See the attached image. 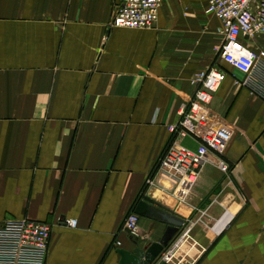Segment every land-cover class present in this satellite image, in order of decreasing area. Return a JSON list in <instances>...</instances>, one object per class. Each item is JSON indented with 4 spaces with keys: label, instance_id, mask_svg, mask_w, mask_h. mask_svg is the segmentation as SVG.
<instances>
[{
    "label": "crops",
    "instance_id": "0c3cea01",
    "mask_svg": "<svg viewBox=\"0 0 264 264\" xmlns=\"http://www.w3.org/2000/svg\"><path fill=\"white\" fill-rule=\"evenodd\" d=\"M206 1H166L152 27L109 28L115 0H0V224H50L44 264H122L138 200L191 224L174 264H264V98L239 71L220 62L209 121L177 140L204 158L183 200L166 173L180 172L158 166L192 77L217 63ZM247 45L264 48V35ZM165 227L139 216L137 246Z\"/></svg>",
    "mask_w": 264,
    "mask_h": 264
},
{
    "label": "built area",
    "instance_id": "2783aa9c",
    "mask_svg": "<svg viewBox=\"0 0 264 264\" xmlns=\"http://www.w3.org/2000/svg\"><path fill=\"white\" fill-rule=\"evenodd\" d=\"M166 1L170 0H115L108 27H152L159 7ZM204 12L220 21L222 38L215 48L217 63L197 71L192 77L195 91L181 107L178 122L167 127L172 140L160 156L158 165L166 162L171 170L180 172L179 175L166 172L173 183L171 193L178 200H183L190 192L204 158L177 140L195 133L199 126L209 121L212 96L226 77L220 62L239 71L243 79L238 82L264 98V48L252 49L247 45L256 36L264 35V0H207ZM202 139L211 147L215 146L207 134ZM218 166L222 172L228 171L224 160H219ZM147 183L151 184L152 179L149 178ZM138 222L139 215L131 212L123 226L130 234L137 235ZM66 224L74 227L76 220H66ZM190 229L191 224L183 225L157 260L162 264H174L176 253L188 239ZM50 232V224L43 221L28 218L4 220L0 224V264H44ZM182 258L176 264H180Z\"/></svg>",
    "mask_w": 264,
    "mask_h": 264
},
{
    "label": "water",
    "instance_id": "95a60500",
    "mask_svg": "<svg viewBox=\"0 0 264 264\" xmlns=\"http://www.w3.org/2000/svg\"><path fill=\"white\" fill-rule=\"evenodd\" d=\"M134 212L139 216L149 217L162 222L166 224V227L157 242H150L144 248H139L137 246L139 238L126 230L130 234V240L135 244V247L131 252L119 249L120 262L122 264H150L175 237L179 229L183 226L184 220L169 211L150 205L143 200L137 202Z\"/></svg>",
    "mask_w": 264,
    "mask_h": 264
},
{
    "label": "trees",
    "instance_id": "16d2710c",
    "mask_svg": "<svg viewBox=\"0 0 264 264\" xmlns=\"http://www.w3.org/2000/svg\"><path fill=\"white\" fill-rule=\"evenodd\" d=\"M138 201H139V200H138ZM138 201H137V202H138ZM136 204H137V203H136Z\"/></svg>",
    "mask_w": 264,
    "mask_h": 264
}]
</instances>
